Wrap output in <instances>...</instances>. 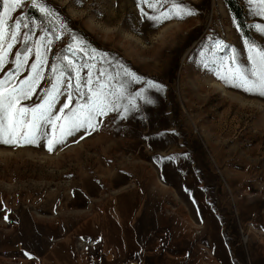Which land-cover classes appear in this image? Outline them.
Segmentation results:
<instances>
[{"label":"rangeland","instance_id":"1","mask_svg":"<svg viewBox=\"0 0 264 264\" xmlns=\"http://www.w3.org/2000/svg\"><path fill=\"white\" fill-rule=\"evenodd\" d=\"M234 1L251 40L226 0H163L156 10L139 0H23L9 13V31L23 20L0 80L11 74L19 86L33 75L38 46L43 57L20 106L40 104L63 72L54 114L72 92L67 116L86 100L67 85L79 69L87 93L90 68V87L99 81L111 93L126 84L153 103L137 99L139 110L125 119L98 116L52 151L50 125L34 144L0 143V264H264V97L215 75L232 49L250 67L244 42L264 47L256 28H264V6ZM173 3L194 15H142Z\"/></svg>","mask_w":264,"mask_h":264},{"label":"snow or ice","instance_id":"2","mask_svg":"<svg viewBox=\"0 0 264 264\" xmlns=\"http://www.w3.org/2000/svg\"><path fill=\"white\" fill-rule=\"evenodd\" d=\"M22 2L23 0H3V12H0V70L3 69L5 57L19 35V29L22 26L21 22L23 20V17L16 20L14 26H11V31H9L8 20L11 19L9 13L21 7ZM139 2L147 4L149 8L156 10L163 0H139ZM249 3H256V0H249ZM33 6H37L36 0H33ZM259 6H264V0H259ZM40 10L46 16L54 14L43 5H40ZM260 11L264 13V7H261ZM142 15L146 16L149 20L163 22L164 19L171 18L172 15H176L177 18L182 19L185 15H194V12L186 6L173 3L169 11L160 12L157 16H148L143 10ZM23 27H28V25L24 24ZM256 28L264 36V28L259 25ZM9 37L11 42H7ZM25 38L27 39V37ZM77 43L79 45L80 42ZM244 43L247 48L246 60L250 62V67L246 66L240 60V54L235 49H232V55L221 58V63L215 75L225 84L240 88L250 94L264 97V47L256 45L254 41L250 42L246 40ZM69 47L72 48L73 46L69 45ZM215 47L216 49H221L227 46L217 43ZM26 59L27 56H25ZM36 59L37 63L32 65L33 75L21 81L19 86L9 83L10 80L14 79V76L11 74L7 80H0V143L19 145L23 141L34 144L40 136L45 135L42 130L44 126L50 125L53 130V136L48 138L47 144L48 150L52 151L54 144L63 143L66 135H71L74 131L86 126H94L93 122L98 116L107 115L109 112H117L120 113V119H125L130 111L139 110L136 103L137 99L143 100L147 104L153 103L143 90L128 93L126 84L121 85L111 93L105 90L108 87L106 83L97 81L95 88L90 87L93 84L90 68L87 79V85L89 86L87 93L81 89L79 69H75V86L71 83L67 85L68 88H74V91L79 93L81 97L86 96V100L83 103L79 99L76 101L75 106L70 109V113L67 116H63V114L64 110L68 109L72 102V92L67 93V103H64L58 109L59 114H54L57 96L61 94L58 85L61 83L63 72L56 77V83L45 93L40 104L30 108L22 107L20 106L21 101L31 98L36 84L41 78L38 66L43 63V57L39 51V46L37 47ZM63 59L68 60L70 68L74 67L73 62L67 56L63 57ZM16 64L17 70H19L21 66L19 56H17ZM91 67H94V65ZM55 71L56 68L53 67V72ZM101 75H104L103 71H101ZM124 75L129 77L131 82H140V78L127 69L124 70ZM111 79H114V77L109 76V80ZM147 87L158 91L162 90V86L154 84L151 81L147 83ZM110 96L113 98H110ZM122 100H126L127 104L121 105L120 101ZM121 107L123 108L122 112L120 111ZM62 116L64 122L59 125L60 136L56 137V122L61 121Z\"/></svg>","mask_w":264,"mask_h":264},{"label":"trees","instance_id":"3","mask_svg":"<svg viewBox=\"0 0 264 264\" xmlns=\"http://www.w3.org/2000/svg\"><path fill=\"white\" fill-rule=\"evenodd\" d=\"M226 3L234 17V20L236 21L239 29L241 30L242 34L245 36L247 40H251L249 31L247 29V22L244 18V15L240 7L236 4L234 0H226Z\"/></svg>","mask_w":264,"mask_h":264}]
</instances>
